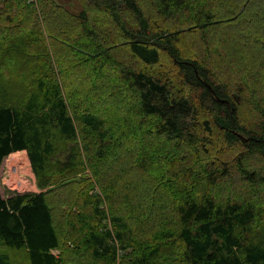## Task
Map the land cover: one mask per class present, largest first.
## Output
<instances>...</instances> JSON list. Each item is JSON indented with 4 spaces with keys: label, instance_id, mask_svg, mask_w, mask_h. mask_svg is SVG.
<instances>
[{
    "label": "trees",
    "instance_id": "1",
    "mask_svg": "<svg viewBox=\"0 0 264 264\" xmlns=\"http://www.w3.org/2000/svg\"><path fill=\"white\" fill-rule=\"evenodd\" d=\"M78 2L0 0V264H264V0Z\"/></svg>",
    "mask_w": 264,
    "mask_h": 264
},
{
    "label": "rangeland",
    "instance_id": "2",
    "mask_svg": "<svg viewBox=\"0 0 264 264\" xmlns=\"http://www.w3.org/2000/svg\"><path fill=\"white\" fill-rule=\"evenodd\" d=\"M56 1L58 3H60V4H63L68 9H70V10H72L74 12H77V11L80 10V4H79L78 0H56ZM18 153L20 155L21 174H23V176L25 178H27V180L30 183V186L25 188V189H20L17 186L19 180H16V185L11 186L9 184V180L11 179V174H10V171H9V166L7 165V160H8V158L11 157L10 156L11 153H10L7 157H5L3 159L2 164L0 166V191H1L3 196L9 195L11 192L24 193V192H29V191H39V189L37 187V184H36L35 174H34V172L32 170L30 161H29L30 166H24L22 164L21 154H20L19 151H18ZM26 169H31L32 175H30L28 172H26ZM96 190L99 191V188L97 186H96ZM93 191L94 190H92V192ZM105 206H106V204H105ZM9 253L12 256V258H14V264H27L26 259L20 257L18 254H16V253L14 254V252H11V251H9ZM54 253H58V250H54ZM15 258H16V260H15Z\"/></svg>",
    "mask_w": 264,
    "mask_h": 264
},
{
    "label": "bare ground",
    "instance_id": "3",
    "mask_svg": "<svg viewBox=\"0 0 264 264\" xmlns=\"http://www.w3.org/2000/svg\"><path fill=\"white\" fill-rule=\"evenodd\" d=\"M10 158L7 160V165L9 166V171L11 174V179L9 180V184L11 186L16 185V180H19L17 186L20 189H25L30 186L29 181L27 178L21 174V168H20V155L18 151H14L10 154ZM26 172H28L30 175H32L31 169H26ZM20 177V178H19Z\"/></svg>",
    "mask_w": 264,
    "mask_h": 264
}]
</instances>
